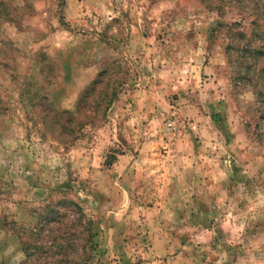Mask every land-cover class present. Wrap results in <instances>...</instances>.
<instances>
[{
  "label": "rangeland",
  "instance_id": "374dc122",
  "mask_svg": "<svg viewBox=\"0 0 264 264\" xmlns=\"http://www.w3.org/2000/svg\"><path fill=\"white\" fill-rule=\"evenodd\" d=\"M26 2L0 33V264L26 262L18 232L62 197L93 218L91 264H264V108L236 72L249 53L227 49L239 30L264 35L262 7ZM104 70L111 85L88 97ZM37 91L58 111L77 106L72 143L45 131Z\"/></svg>",
  "mask_w": 264,
  "mask_h": 264
},
{
  "label": "trees",
  "instance_id": "16d2710c",
  "mask_svg": "<svg viewBox=\"0 0 264 264\" xmlns=\"http://www.w3.org/2000/svg\"><path fill=\"white\" fill-rule=\"evenodd\" d=\"M250 2L260 7V9L262 7L264 12V0H250ZM12 5V9L9 11L4 0H0V33L4 23H18L22 15L29 13L24 11L30 8V3L27 4L26 0L13 2ZM260 13H262L261 10L257 15L260 16ZM258 26V32H255V36L258 35L259 40H248L247 33L239 30L236 34L237 44L230 45L227 49L228 57L231 55V51L249 53L246 55L248 58L244 59V63L239 64L240 67L236 72L239 77L243 76V79L248 78L252 82H256L255 88L257 91L255 95L260 102L261 110L264 108V35ZM4 43L0 42V45L3 46ZM108 74V71L104 70L98 75L88 89V97L93 94L90 93L93 88L97 92L100 87L104 86L101 94L106 92L111 85V81L106 82ZM27 98L34 106H39V102L42 101L44 106L51 111L50 115H54V117H51L46 110L45 118L50 120L51 127L47 126L45 131L53 136L52 138L55 141L61 145H67L74 141L72 136L78 128L75 125L77 122L76 115L78 114L77 106L74 110L58 111L53 108L52 102L40 91L33 95L28 94ZM112 102V98L108 99L106 105L110 106ZM89 117L90 115H87L86 119H89ZM87 123H89L88 120ZM87 123L80 124L83 126ZM54 124L56 125V131H58L57 134L55 130L51 129ZM93 226V218L76 201L62 197L57 201L50 202L47 204L46 211L38 216L37 224L25 229L23 233L18 232L26 256L24 264H32L31 262L48 264L47 259L54 260V264H91L94 259L93 241L97 235Z\"/></svg>",
  "mask_w": 264,
  "mask_h": 264
},
{
  "label": "built area",
  "instance_id": "2783aa9c",
  "mask_svg": "<svg viewBox=\"0 0 264 264\" xmlns=\"http://www.w3.org/2000/svg\"><path fill=\"white\" fill-rule=\"evenodd\" d=\"M166 128L167 130L173 134L174 136H177V134L179 133V122H178V117H177V111H174L168 122L166 123Z\"/></svg>",
  "mask_w": 264,
  "mask_h": 264
}]
</instances>
